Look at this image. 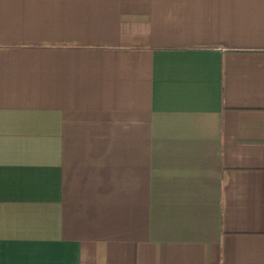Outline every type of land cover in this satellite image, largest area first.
<instances>
[{
	"label": "crops",
	"instance_id": "0c3cea01",
	"mask_svg": "<svg viewBox=\"0 0 264 264\" xmlns=\"http://www.w3.org/2000/svg\"><path fill=\"white\" fill-rule=\"evenodd\" d=\"M0 264H264V0H0Z\"/></svg>",
	"mask_w": 264,
	"mask_h": 264
}]
</instances>
